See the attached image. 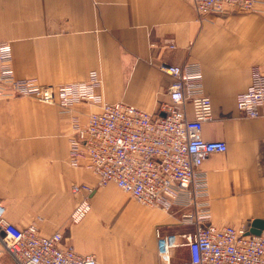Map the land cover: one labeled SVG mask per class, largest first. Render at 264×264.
Returning a JSON list of instances; mask_svg holds the SVG:
<instances>
[{
  "label": "crops",
  "instance_id": "1",
  "mask_svg": "<svg viewBox=\"0 0 264 264\" xmlns=\"http://www.w3.org/2000/svg\"><path fill=\"white\" fill-rule=\"evenodd\" d=\"M261 1L256 13L200 19L188 0H0V42L11 45L18 79L61 86L96 71L107 103L124 102L149 114L168 100L171 78L159 67L197 64L213 111L201 136L224 142L227 151L203 162L206 193L196 202L209 211L210 223L239 229L264 221V117L245 118L236 110L251 69L264 68ZM96 110L86 103L66 111L29 97L0 99V203L6 218L18 228L35 224L45 236L61 233L64 245L93 255L97 264H163L157 235L194 232L180 222L185 209L147 208L113 183L98 186L85 161L69 164L70 120L83 125ZM73 186L93 192L74 194ZM82 201L89 211L74 224L70 215ZM188 257L186 245L171 251L173 261Z\"/></svg>",
  "mask_w": 264,
  "mask_h": 264
},
{
  "label": "built area",
  "instance_id": "2",
  "mask_svg": "<svg viewBox=\"0 0 264 264\" xmlns=\"http://www.w3.org/2000/svg\"><path fill=\"white\" fill-rule=\"evenodd\" d=\"M197 16L256 13L261 0H188ZM12 50L0 42V99L29 97L69 111L79 103L97 108L85 124L76 117L69 123L68 157L72 167L81 160L98 178V186L113 183L138 204L165 212L179 204L185 209L180 222L194 227L192 234L157 235V255L163 264H264V229L253 235L245 228L217 227L196 200L206 193L203 162L224 154L222 141L202 138L203 125L213 117L211 100L203 92L202 74L195 63L161 65L171 78L168 100L156 113L117 102L107 103L98 72L90 71L83 82L42 86L34 78L18 79L12 69ZM236 110L245 118L264 117V68L251 69L247 90L236 97ZM92 193L73 186L72 193ZM89 211L80 202L70 215L78 223ZM184 240V242H182ZM61 233L42 235L35 224L18 228L6 218L0 203V264H97L93 255H80L63 244ZM188 247L189 257L173 261L171 251Z\"/></svg>",
  "mask_w": 264,
  "mask_h": 264
},
{
  "label": "water",
  "instance_id": "3",
  "mask_svg": "<svg viewBox=\"0 0 264 264\" xmlns=\"http://www.w3.org/2000/svg\"><path fill=\"white\" fill-rule=\"evenodd\" d=\"M264 229V221L263 220H254L249 221L245 225V230L253 235H258L261 230Z\"/></svg>",
  "mask_w": 264,
  "mask_h": 264
}]
</instances>
